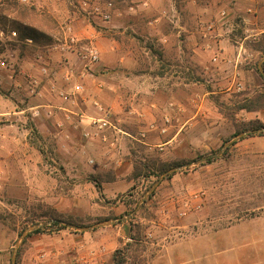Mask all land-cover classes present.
<instances>
[{
    "label": "rangeland",
    "instance_id": "obj_1",
    "mask_svg": "<svg viewBox=\"0 0 264 264\" xmlns=\"http://www.w3.org/2000/svg\"><path fill=\"white\" fill-rule=\"evenodd\" d=\"M242 1L249 7L260 0ZM185 2L189 5L186 25L193 32V45L199 38L206 40L195 32L197 28L200 32L201 23L217 17L222 7L232 8L231 0ZM150 3L151 0L138 16L127 17L128 27L121 32V28H110L112 22L84 21L75 0H0V20L5 17L6 26L9 20L25 17L26 22L49 36L47 43L42 39L29 43L18 37L10 39L5 31L0 34L1 51L9 65L0 67V264H12V252L20 235L36 225L42 231L30 236L28 233L24 238L18 264H113V251L129 242L132 245L127 264H168L169 249H174L175 255L180 253L178 257L170 255L176 259L169 264H263L264 130L260 128L226 147L223 145L242 133L236 131L244 122H264V106L256 111L238 109L239 104L250 101L264 105L263 100L257 102L264 93V78L257 65L264 54L255 50L257 40L251 37L243 41L245 24L237 11L220 33L231 47L242 42V59L234 63L219 60L214 65L209 63L208 55L205 66L211 70L216 67L219 74L203 77L200 72L205 67L197 63L199 53L191 51L187 55L189 50L185 49L180 55L191 61L192 80L191 86L184 85V62L170 66L165 61L169 54L153 42L151 29L158 27L151 26L160 12L149 9ZM173 3L174 0H163L158 7L166 11L158 23L162 31L174 27L175 22L169 17ZM262 7L258 10V26L264 18V3ZM64 22L72 23L76 34L78 31V46L93 44L99 52V60L89 70L90 76L72 78L79 82L90 78L94 82L79 94L91 99L90 107L85 105L89 115L67 131L69 141L61 138L65 130L61 117L52 106H44L59 103V97L46 84L49 79L59 86L52 79L61 68L57 63H64L66 68L78 67L75 49L56 47L62 39ZM178 23L183 24L181 20ZM260 38L264 41V36ZM119 42L128 47L134 60L125 65L127 73L159 71L167 73V78L174 71L175 75L179 73V79H174V75L172 79L181 87L174 98L183 106L167 96L159 97L166 105L153 111V117L148 118V113L131 118L139 123H132L135 128L131 129L138 140L124 141L121 146L107 144L106 148L105 142L99 138L95 141L86 133L93 131L90 117L98 116V112H92L96 107L94 101L108 110L103 92L112 64L104 65L110 59L109 46ZM44 64L50 69L47 75L40 71ZM251 70L257 84L252 81ZM113 71L116 76L117 68ZM28 75L42 81L38 94L31 93ZM167 80L160 82L167 86ZM97 81L101 86L96 85ZM130 81L131 87L137 86L135 78ZM248 112L257 114L248 117ZM129 113L136 116L133 111ZM185 118H189L186 128L172 142L163 141L151 147L143 144L148 133H157L161 140L170 138ZM110 119L122 126L121 117L113 112ZM122 135L125 136H116ZM112 136L109 134V139ZM247 137L255 138L247 143ZM38 144L43 153L37 150ZM110 150H116L115 155L108 153ZM214 152L218 159L211 163H188ZM135 160L141 161L137 163L141 176L131 179ZM178 160L188 164L172 167L179 169L164 176L148 193L164 173L159 167ZM107 166L113 173L115 169L119 171L112 182L107 180L109 175L100 174L101 167ZM95 182L100 183V188ZM103 217L114 223L87 231L77 228L106 221ZM55 221L64 228L56 230V226H50ZM129 228L136 235L135 241L127 237Z\"/></svg>",
    "mask_w": 264,
    "mask_h": 264
},
{
    "label": "crops",
    "instance_id": "obj_2",
    "mask_svg": "<svg viewBox=\"0 0 264 264\" xmlns=\"http://www.w3.org/2000/svg\"><path fill=\"white\" fill-rule=\"evenodd\" d=\"M120 3V8L122 11V15L119 17H115L114 20L112 21V25L110 26V28L112 29H120L121 28V32L126 29L127 26V17H134V16H138L139 13H141L143 10H145V8L143 9L142 6H140V4L138 5L137 3H139V1L141 0H118ZM132 1H135V3L138 5L137 6V10L135 13H128L127 11V5L132 3ZM161 1L163 0H151L149 9L154 8V9H158V11L160 12L156 18V22L154 23L155 25H152L151 27H155L157 29H151L153 31V42H158L156 48L160 49H164L163 52H166L169 54V57H167V59L165 60L167 62V64H169L170 66H175L179 61H183L184 63H182V69L184 71L183 74V80L186 81V83L184 85H188L191 86V80H192V64L191 61L189 59V57L183 56L181 57V52L185 53V49L189 50V52H187L190 54L191 51L195 52V53H199V57L200 60H197V63H201L205 68L200 72V75L202 73V76L206 77V76H211V75H217L219 74L217 72V68L216 67H212L208 69L205 66L206 61L209 59L208 55L210 56L209 63L212 62V64L217 65L219 63V60H224L229 61V62H238L240 59H242V55L241 52L242 50L245 51V47L243 46L242 42L238 43V46H229L227 45V38H225L223 36V34L221 35L220 31H219V35L215 38V39H208L209 41H207V39L201 40L199 38L198 43H194L193 45V41H191L192 39V34L193 32L189 29V26L186 25V18L188 17V7L189 5L186 4L185 0H183V2H177V0H174L173 3V7L171 8V12L172 14L169 15V17L171 18L170 21L174 23V27L171 30L168 31H162L158 26L160 19H161V15L164 14L165 9L163 8H158ZM232 2V8H228L229 12H230V17H234L236 15V12L238 11L239 15L241 16L245 26H244V32L246 33L245 36L243 37V41L247 40L248 38H253L254 40H258L259 36H264V25L262 23H264V18L262 19V23L260 22L259 26H258V20H259V14H258V10H261V7L264 3V0H260V1H256L252 2L255 3V5H250L249 7L244 6L242 3V0H231ZM236 7H234V6ZM254 7V8H253ZM142 8V9H141ZM225 8V7H224ZM248 8H252L251 12H248ZM263 8V7H262ZM147 9V8H146ZM223 9V7L221 8ZM220 9V10H221ZM227 9V8H226ZM219 10V11H220ZM218 11V13H219ZM170 12V13H171ZM218 16V14H217ZM175 18H177V20H175ZM133 20L135 21V18H133ZM183 24H179L178 21H180ZM137 21V20H136ZM175 28V29H174ZM198 37H200V32L198 30V28L196 29ZM78 34V31H77ZM178 36L181 38L179 39ZM113 42V41H112ZM161 44V45H160ZM198 45V46H197ZM110 59L108 57H105L107 59H109L107 62H105L104 66H108L109 64L113 65V68H117V75L114 76L113 73V68H110L112 65H110L109 69L107 67V69L109 70V72L107 71V75H109L108 77V84L107 86H105V91L103 92V103L105 105V107H107V109H110L111 112H113L115 115H117L118 117H121L122 120V126L121 129L126 133L125 136H120L117 138L116 141H114V145H117L119 143V146H121L120 144L124 143V141L130 142L132 140H138L136 139L135 135L131 132V129H134L135 126H139V123H137L136 119H131L132 117H138V115H146L148 113L151 114L150 117L152 116V113H154L153 111H155L156 109H158V107L163 106L164 101L159 99V97L161 96H167L170 99H174L175 100V95L177 94V91L181 89V87H178L174 82H173V75H174V79H179L180 75L179 73L172 72L171 74H168V78L165 76L167 73L162 74L159 71H151V72H146V70H140V71H135L133 74L132 73H127L124 70V67L126 64L133 62V57L129 54L130 51H128V47L125 46L123 43H113L110 46ZM224 48V49H223ZM183 50V51H182ZM238 52H237V51ZM215 56H218L217 60H213ZM72 57V56H71ZM208 57V58H207ZM63 58V56H62ZM57 60V59H56ZM58 60H60L58 58ZM110 60H115V61H110ZM216 61V62H213ZM60 64V69L58 71V73L52 78L56 81L57 84H59L58 87L60 88H68L70 86V84H66L63 80V73L66 69V65L64 63H57ZM178 66V65H177ZM251 76H252V81L257 84L255 75L253 70H251ZM135 78V81L137 84V86L135 87H131V79ZM164 78V80H167V86H164L160 80H162ZM85 80V79H84ZM81 80V82L83 83V85L85 84L84 87H86V85H90V83L94 82V79H86L85 81ZM150 80V81H149ZM158 80L157 82H154V84L157 87H153L154 84H152L153 81ZM172 80V81H170ZM152 81V82H151ZM222 82V80H221ZM220 82V83H221ZM50 80L46 79V84L50 85ZM243 84H245V82H242ZM152 84V86L150 87V85ZM159 84V85H158ZM160 86V87H158ZM48 87V86H47ZM153 98H152V97ZM140 97V98H138ZM151 97V98H150ZM120 99V100H119ZM126 99V100H125ZM91 99H87L85 96L84 97H80V95L77 97V100L71 104L70 102H63L59 99V103H52V104H44L45 108H47V106H52V108L55 109V112L58 113V116L61 117L60 119V123H62L64 125L63 129L64 133L62 134L61 138H71L70 134L67 132L70 129H72V127L75 126L76 123H79L81 121H85L84 117H88V109L87 107H90V101ZM176 102H173L175 104H179V106H183L181 102L175 100ZM124 103V108L123 109V105L121 104ZM126 102V103H125ZM87 107H86V106ZM166 105V104H164ZM53 110V109H52ZM135 112L136 116H130L128 115L129 112ZM93 114L97 113L96 110H92ZM88 114V115H87ZM130 114V113H129ZM138 114V115H137ZM257 114V113H256ZM256 114L254 112H248L247 116L248 117H252V116H256ZM77 116V117H76ZM78 117L80 118V121L78 119ZM182 121V120H181ZM189 121V118H185L183 119L181 126L177 129V131L173 134L171 133V136H169L170 138L161 140L160 137L158 136L157 133H148L147 134V140L145 142H143V144L148 145L151 147V145L154 144H160L164 141V143H169L172 142L173 140L176 139V136L180 133V131L183 128H186V124ZM126 124V125H125ZM88 128V127H87ZM1 136V135H0ZM255 137H247L244 138L245 142L247 143H252ZM95 141L98 140V137L94 138ZM69 141V139H68ZM64 142V141H63ZM142 142V141H140ZM110 142H106L104 144V146L106 148H108L107 144H109ZM246 144V143H244ZM110 145V144H109ZM106 150V149H105ZM111 151L113 152L112 155H115V151L110 150L108 153H111ZM131 151V150H130ZM130 151H128L127 153L130 154ZM107 151H103V153H106ZM111 155V156H112ZM128 164V162H127ZM102 170H100L101 173L106 174V175H110L112 173V171H110L111 169H109V167H101ZM115 175L118 174V170L115 169L114 171ZM118 176V175H117ZM114 180H111V182ZM107 182V181H106ZM178 252V251H177ZM170 255H173L174 257H178L180 255V253L176 254L174 253V249H169L167 250L166 256L168 257V261L170 263V260L173 261L175 259H172ZM168 263V262H167ZM168 263V264H169Z\"/></svg>",
    "mask_w": 264,
    "mask_h": 264
},
{
    "label": "built area",
    "instance_id": "obj_3",
    "mask_svg": "<svg viewBox=\"0 0 264 264\" xmlns=\"http://www.w3.org/2000/svg\"><path fill=\"white\" fill-rule=\"evenodd\" d=\"M25 1V0H23ZM150 0H141L139 3L142 8H145L148 5ZM254 1V0H251ZM138 4V5H139ZM133 3L127 5L128 13H135L137 10V6ZM75 6L77 7L79 13L82 15L84 21L89 24L101 22L103 24L111 23L115 17H119L122 15V11L120 8V3L118 0H75ZM252 8H248V12H251ZM230 12L228 9L223 8L219 11L218 16L212 20L206 21L200 24V34L204 39H215L219 35V31L228 26L230 19ZM156 20V19H155ZM62 28V39L59 40L60 44L57 43V46L60 48H69L75 49L74 53L78 58V62L76 64V68L68 67L65 69L63 73V80L66 84H70L68 88H60L56 87L54 84L50 83V90L54 92L61 101L70 102L73 104L78 95L83 91L84 86L78 80L72 81V78L78 77L83 78L84 76L89 75V70L93 64H95L99 60V52L97 48L93 44L78 46L77 34L75 33V28L72 23H63ZM0 34H4L3 31H0ZM10 39L14 40L17 38V33L14 31H10L8 33ZM26 42L31 43L32 40L27 38ZM218 56H215L213 60H217ZM8 63L0 51V67L9 68ZM75 66V65H74ZM73 66V67H74ZM75 70V71H74ZM40 71L42 74L47 75L50 69L46 64L40 67ZM12 76V75H11ZM90 76V75H89ZM92 76V75H91ZM28 82L31 86V93L38 94L39 86L41 85L40 80H37L32 75H28ZM97 86H101L100 81H97ZM95 110L98 112V116H92L91 118V127L93 131L86 133L87 136L94 139L98 137L102 142H110V145H114V141L117 140L116 135L126 134L119 125L113 122L110 119V110H106L102 107L98 102L94 101ZM109 134H112V138L109 139ZM140 135L144 136V132L141 131Z\"/></svg>",
    "mask_w": 264,
    "mask_h": 264
},
{
    "label": "trees",
    "instance_id": "obj_4",
    "mask_svg": "<svg viewBox=\"0 0 264 264\" xmlns=\"http://www.w3.org/2000/svg\"><path fill=\"white\" fill-rule=\"evenodd\" d=\"M5 18V17H4ZM3 18V19H4ZM3 19L0 20V31H5L8 35V33L10 31H14L17 33V37L24 41L25 39L29 38L31 39L33 42H40V39H42L44 41V43H47L49 36L47 34H45L44 32L38 30L36 27H34L33 25L29 24L28 22H26V18L22 17L20 20L17 19H12L9 20V26H6L5 22L3 21ZM24 20V21H22ZM4 32V33H5ZM42 41V42H43ZM1 43V41H0ZM256 48L255 50L259 51L261 54H264V41L260 39H258L256 41ZM2 50L1 44H0V51ZM263 67H264V62H263ZM259 73V72H258ZM261 96L257 102H261L262 100L264 101V93H262ZM264 105H261L260 103H255L254 101H250L248 104L246 103H241L238 105V109L242 110H247V111H256L259 108L263 107ZM260 128H264V122L259 121L258 119H252L249 120L247 122H244L239 129L236 131V133L238 132H244V131H249V130H258ZM32 131L34 134H37L34 128H32ZM262 132H260L261 134ZM37 150L41 153H43V147L42 145L38 144L37 146ZM228 150V148L224 149V152H226ZM218 159V156L216 155V153H211L210 155H207L206 157L204 156H200L199 159L197 160H192L188 163H194L197 161H200L199 164H206V163H211L214 160ZM141 161H137L135 160L133 163V171H132V178L131 179H135L139 176H141V170L138 171L137 168V163H139ZM187 161L185 160H178V161H173L171 163H168L166 165H161L159 167V171L160 172H165L167 170H169L172 167H176V166H180L183 164H186ZM187 163V164H188ZM145 165V164H144ZM101 175H103V173H100ZM170 175H168L166 178H169ZM114 178V173L112 172L109 177L107 178V180H112ZM96 187L100 188V183L99 182H95ZM154 194V192L152 194H150L149 198H151V196ZM148 198V199H149ZM134 210V207L131 208L128 211V214L131 213ZM104 220L109 219V217H103ZM58 221L53 222L52 224H50V226H56V230H59L61 228H64V226H61L60 224H58ZM52 226V227H53ZM88 226V225H87ZM42 228H36L34 230H32L28 236L33 235L34 233H38L41 232ZM127 237L130 238L131 240L135 241L136 240V235L131 233V229L129 228V230L127 231ZM132 245V243H126L123 247H119L117 249H115L112 253V262L113 264H127L128 261V251H129V247ZM21 252V248H19L18 252H17V264H18V256L20 255ZM264 264V262H263Z\"/></svg>",
    "mask_w": 264,
    "mask_h": 264
},
{
    "label": "water",
    "instance_id": "obj_5",
    "mask_svg": "<svg viewBox=\"0 0 264 264\" xmlns=\"http://www.w3.org/2000/svg\"><path fill=\"white\" fill-rule=\"evenodd\" d=\"M263 62H264V55L262 56V58L258 61V70H259V73L261 74V76L264 78V67H263ZM260 130V129H258ZM258 130H251L250 132H242V133H239L237 134L232 140L228 141L227 143H225L223 145V147H226L228 145H230L234 140L248 134V133H254ZM264 130V128H263ZM179 168H172L166 172H164L160 177L159 179H157V181H155V183L153 184V186L149 189V192L150 193L151 191H153V189L160 183V181L163 179L164 176H166L167 174L169 173H172L176 170H178ZM148 193L144 196L146 197L148 195ZM141 202V201H140ZM114 221L113 220H106V221H103V222H98V223H94L92 225H88V226H82V227H77L79 230L81 231H87L89 229H93L99 225H105V224H113ZM39 226V225H36V226H32L28 229H26L19 237L18 241L16 242L15 244V247L13 249V252H12V264H16V257H17V252H18V248L20 247L22 241L24 240V238L28 235V233H30L32 230L36 229V227Z\"/></svg>",
    "mask_w": 264,
    "mask_h": 264
}]
</instances>
